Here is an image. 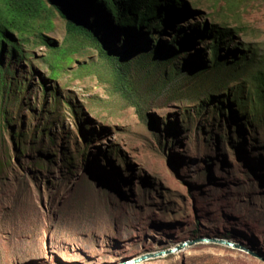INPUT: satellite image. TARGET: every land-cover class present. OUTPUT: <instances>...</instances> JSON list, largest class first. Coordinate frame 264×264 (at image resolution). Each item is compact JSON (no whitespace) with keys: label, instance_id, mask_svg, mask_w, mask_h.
I'll use <instances>...</instances> for the list:
<instances>
[{"label":"rangeland","instance_id":"1","mask_svg":"<svg viewBox=\"0 0 264 264\" xmlns=\"http://www.w3.org/2000/svg\"><path fill=\"white\" fill-rule=\"evenodd\" d=\"M169 12L171 24H156L161 33L118 29L108 38L138 49L131 83L141 114L94 45L79 46L56 78L37 33L23 47L37 73L7 60L28 85L3 93L0 264H117L203 236L242 248L202 242L137 264H264V112L236 105L256 84L229 62L249 47L252 67H264V0H178ZM194 24L230 29L217 49L225 66L195 69L213 67L205 38L175 45L182 36L172 31L189 34ZM38 30L58 44L65 37L56 12ZM151 45L164 53L155 62ZM172 50L180 52L169 60Z\"/></svg>","mask_w":264,"mask_h":264},{"label":"trees","instance_id":"2","mask_svg":"<svg viewBox=\"0 0 264 264\" xmlns=\"http://www.w3.org/2000/svg\"><path fill=\"white\" fill-rule=\"evenodd\" d=\"M178 0H0V127L7 124V100L4 99L3 93L6 94L9 88L13 86L15 92H19L23 87L28 85V79L24 76L21 80L14 79V70L10 69L6 64L7 60L10 63L18 60L26 62L30 65V71L26 66L21 65V71L24 74L32 73V76L37 73V69L32 64L33 60L28 53V50L23 48L29 42L28 35L37 33L38 42L43 44L48 49V54L43 59V66L49 69L50 78H56L60 69L71 61V56L79 51V46L90 44L96 46L99 55L104 58L112 67V85L117 84V90H123L125 93L133 94L134 107L138 114H141L139 109L142 107L141 100L138 99L134 92L131 80V68L135 64L132 60L133 52L138 49L131 50L132 52L121 51L114 47L109 42V37H113V33H118V29H140L142 28L152 31L155 28V33H161L163 29L157 27L169 25L172 22V13L169 12L171 2ZM170 2V3H169ZM57 13L64 20L65 37L61 44L53 42L42 35L39 27L47 28L50 23V14ZM165 16V19L162 18ZM165 20V21H163ZM156 24H159L156 25ZM175 24V23H174ZM37 31V32H36ZM182 27H176L172 34L182 36L181 39H175L174 43L179 50H184L186 44L192 38L206 39L211 44L212 57L210 65L204 66L199 64L195 69L202 71L203 69H219V64L225 66L226 60L222 61L217 55L219 46L228 43L226 39L230 35V29L222 26L219 28L208 27L206 25L194 24L189 31V34L183 32ZM111 34V35H110ZM114 42V40H112ZM155 41H158L156 39ZM158 45V44H157ZM144 47H148L144 46ZM150 48L154 46H149ZM238 54L231 58L230 67L235 71L251 72V81L256 84L254 89L255 95L250 100L247 93L245 98L242 95L236 101V105L242 108L246 113L250 112L249 102L252 109H258L264 112V67L260 63L252 67L250 60L246 58L249 52H253L249 47H245ZM152 54H149L153 61L161 58L163 53L159 49H149ZM165 54L169 60L176 58L180 52ZM255 51V50H254ZM144 52V51H142ZM164 54V53H163ZM253 57V56H250ZM260 61H264V56L260 57ZM151 63H154L150 61ZM149 63V62H147ZM259 66H262L260 68ZM259 67V68H256ZM206 70V71H207ZM13 75V77H12ZM40 75L41 86L46 89L44 76ZM12 79V80H11ZM15 80V81H13ZM25 86V87H26ZM50 90V89H49ZM12 92V93H15ZM52 92V91H51ZM243 92V91H242ZM54 96V95H53ZM249 99V100H246ZM240 101V104H238ZM264 115V113H259ZM251 116V114H250Z\"/></svg>","mask_w":264,"mask_h":264},{"label":"water","instance_id":"3","mask_svg":"<svg viewBox=\"0 0 264 264\" xmlns=\"http://www.w3.org/2000/svg\"><path fill=\"white\" fill-rule=\"evenodd\" d=\"M208 243V242H212V243H218L227 247H234V248H242L241 245H239L238 243L225 239V238H221V237H210V236H203V237H196V238H192V239H185L182 241H179L167 248H163V249H157L154 251H150V252H146V253H142L138 256H135L133 258L130 259H126L124 261H121L120 263L117 264H137L141 261H144L146 259L149 258H154V257H161V256H165L168 255L170 253H174V252H178L188 246H191L193 244L196 243Z\"/></svg>","mask_w":264,"mask_h":264}]
</instances>
